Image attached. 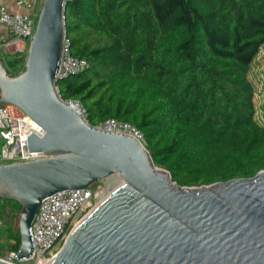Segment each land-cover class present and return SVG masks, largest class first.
<instances>
[{"label": "trees", "instance_id": "1", "mask_svg": "<svg viewBox=\"0 0 264 264\" xmlns=\"http://www.w3.org/2000/svg\"><path fill=\"white\" fill-rule=\"evenodd\" d=\"M65 39L82 72L57 80L85 121L124 122L154 165L196 188L264 171L250 67L264 48V0H66ZM4 64L10 77L24 58ZM21 208L0 200L3 253L17 251Z\"/></svg>", "mask_w": 264, "mask_h": 264}, {"label": "water", "instance_id": "2", "mask_svg": "<svg viewBox=\"0 0 264 264\" xmlns=\"http://www.w3.org/2000/svg\"><path fill=\"white\" fill-rule=\"evenodd\" d=\"M66 0H44L24 71L0 59V106L36 122L28 137L43 158L0 165V200L17 203L18 260L31 252L30 227L46 197L115 186L74 228L50 264H264V171L251 179L180 187L130 135L90 126L56 89ZM0 264H6L0 261Z\"/></svg>", "mask_w": 264, "mask_h": 264}, {"label": "built area", "instance_id": "3", "mask_svg": "<svg viewBox=\"0 0 264 264\" xmlns=\"http://www.w3.org/2000/svg\"><path fill=\"white\" fill-rule=\"evenodd\" d=\"M43 1L17 0L16 6L24 9L17 13L0 6V25L6 28L9 36L0 42V59L3 65L10 56L27 57ZM86 67L85 60L71 57L69 43L64 39L56 79L67 78L82 72ZM71 103L80 110L84 118L80 105ZM96 127L130 135L143 144L142 135L124 122L106 120ZM31 134L42 137L44 132L36 122L17 108L0 106V165L43 158L41 153L29 152L28 137ZM107 194L104 193L102 184L97 183L84 190H66L46 197L42 200L29 230L32 246L29 256L18 260L17 251L8 248L13 244L11 241L0 254V261L6 264H50L74 228Z\"/></svg>", "mask_w": 264, "mask_h": 264}, {"label": "rangeland", "instance_id": "4", "mask_svg": "<svg viewBox=\"0 0 264 264\" xmlns=\"http://www.w3.org/2000/svg\"><path fill=\"white\" fill-rule=\"evenodd\" d=\"M24 60H26L25 56ZM248 79L253 86L254 91L253 101L256 109L255 119L258 123L264 124V48L261 49L260 53L253 61L248 73ZM117 182L119 183V178L111 176L108 179L99 181L98 183L102 184L104 193L107 194L118 184ZM13 226L15 229L18 228V216L13 221ZM3 242L2 230L0 228V246L3 245Z\"/></svg>", "mask_w": 264, "mask_h": 264}, {"label": "crops", "instance_id": "5", "mask_svg": "<svg viewBox=\"0 0 264 264\" xmlns=\"http://www.w3.org/2000/svg\"><path fill=\"white\" fill-rule=\"evenodd\" d=\"M16 2L17 0H0V6L6 7L7 10L12 13L23 11L24 10L23 8L16 6ZM8 38L9 36H8L6 28L0 25V42ZM3 240H4V237H3Z\"/></svg>", "mask_w": 264, "mask_h": 264}, {"label": "bare ground", "instance_id": "6", "mask_svg": "<svg viewBox=\"0 0 264 264\" xmlns=\"http://www.w3.org/2000/svg\"><path fill=\"white\" fill-rule=\"evenodd\" d=\"M117 183H118V182H117ZM120 183H121V180H119V183H118V184H120ZM118 184H117V185H118ZM117 185H116V186H117ZM105 197H106V196H105ZM105 197H104V198H105ZM104 198H103V199H104ZM103 199H102V200H103ZM102 200H101V201H102Z\"/></svg>", "mask_w": 264, "mask_h": 264}]
</instances>
